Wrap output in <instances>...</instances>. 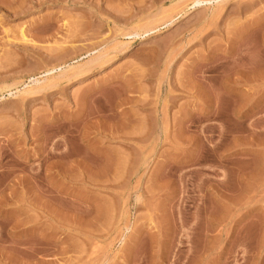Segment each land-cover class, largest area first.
<instances>
[{"label":"rangeland","instance_id":"rangeland-1","mask_svg":"<svg viewBox=\"0 0 264 264\" xmlns=\"http://www.w3.org/2000/svg\"><path fill=\"white\" fill-rule=\"evenodd\" d=\"M0 264H264V0H0Z\"/></svg>","mask_w":264,"mask_h":264},{"label":"bare ground","instance_id":"bare-ground-1","mask_svg":"<svg viewBox=\"0 0 264 264\" xmlns=\"http://www.w3.org/2000/svg\"><path fill=\"white\" fill-rule=\"evenodd\" d=\"M204 1H206V0H194L195 4H196V3H200V2H204ZM207 1H208V0H207Z\"/></svg>","mask_w":264,"mask_h":264}]
</instances>
